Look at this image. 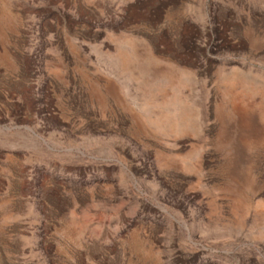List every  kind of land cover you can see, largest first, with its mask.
<instances>
[{
    "label": "rangeland",
    "instance_id": "374dc122",
    "mask_svg": "<svg viewBox=\"0 0 264 264\" xmlns=\"http://www.w3.org/2000/svg\"><path fill=\"white\" fill-rule=\"evenodd\" d=\"M0 264H264V0H0Z\"/></svg>",
    "mask_w": 264,
    "mask_h": 264
}]
</instances>
